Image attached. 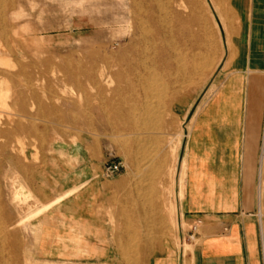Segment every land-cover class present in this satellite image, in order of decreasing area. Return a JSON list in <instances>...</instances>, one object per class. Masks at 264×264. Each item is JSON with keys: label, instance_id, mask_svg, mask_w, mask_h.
I'll list each match as a JSON object with an SVG mask.
<instances>
[{"label": "rangeland", "instance_id": "rangeland-1", "mask_svg": "<svg viewBox=\"0 0 264 264\" xmlns=\"http://www.w3.org/2000/svg\"><path fill=\"white\" fill-rule=\"evenodd\" d=\"M132 2L12 0L6 10L0 55H10L11 64L0 67V82L9 89L14 122L6 125V117H1L0 239L5 242L0 264H125L127 246L130 249L139 241L147 250L144 264L160 258H164L163 263L171 258L173 264H194V248L200 243L196 233L201 229L185 218L184 196L189 200L191 182L199 174L195 171L200 167L192 163L199 149L200 116L216 113L217 90L234 69V57L230 55L225 65L224 58L226 50L232 48L237 21L231 0H220L225 14L233 20L229 41L214 10V0H202L206 22L216 30L218 46L224 51L222 61L203 83L192 87L176 84L174 98L164 108L158 126L163 138L158 145L160 168L147 182L138 183L133 174L141 165L121 148L123 142L130 151L134 145L121 126L108 121V113L100 109L82 72L92 50L114 57L123 54L132 33ZM173 150L177 151L176 161ZM184 159L187 172L181 179ZM90 181L98 183L103 196L98 213L92 208L84 217L101 222L105 249L98 253L90 248L84 260L48 259L40 251V237L46 228L64 221L58 206L72 193L51 208L42 207L70 191H85ZM164 194L175 206L171 231L162 203ZM143 204L149 215L139 224L131 215L134 224L127 231L126 209L141 212ZM153 208L162 213V222L155 220L157 211Z\"/></svg>", "mask_w": 264, "mask_h": 264}, {"label": "crops", "instance_id": "crops-1", "mask_svg": "<svg viewBox=\"0 0 264 264\" xmlns=\"http://www.w3.org/2000/svg\"><path fill=\"white\" fill-rule=\"evenodd\" d=\"M231 4L237 28L230 30L232 48L224 65L231 55L234 69L217 90L216 113L200 116L196 155L192 148L199 174L183 203L185 218L201 229L194 264H264V0ZM183 162L181 179L188 164ZM88 184L85 191L58 197L72 193L58 206L64 221L40 237V251L48 259L84 260L90 248L105 249L101 222L84 217L92 208L98 213L103 190L96 182ZM163 260L150 264H173L171 258Z\"/></svg>", "mask_w": 264, "mask_h": 264}, {"label": "bare ground", "instance_id": "bare-ground-1", "mask_svg": "<svg viewBox=\"0 0 264 264\" xmlns=\"http://www.w3.org/2000/svg\"><path fill=\"white\" fill-rule=\"evenodd\" d=\"M219 1L214 0V10L218 14L219 22L226 29L227 40L230 41L229 27L233 20L225 14ZM11 3L12 0H0V35L1 24ZM132 4V33L123 54L114 57L92 50L90 62L83 67L82 72L89 81L100 109L108 113V121L114 126H121L126 132V139L134 145V149L130 151L128 144L123 142L121 148L129 151L141 165L133 175L138 183H143L160 168L158 145L163 138L159 134L158 126L161 114L165 112L164 108L174 98L176 84L192 87L203 83L222 61L224 51L218 46L216 30L206 22L202 0H133ZM10 64V55H0V67ZM66 68L70 70L71 67ZM73 77L74 82L79 84L78 77L75 74ZM66 80L67 77L64 78V81ZM2 82L0 123L1 117L5 116V124L11 125L14 122V113L8 103L10 93ZM33 107L32 104L31 109ZM176 153V150L171 153L174 154L175 161ZM170 171L174 172V166H170ZM162 196L168 231H171L175 226V206L168 194ZM59 199L42 208L48 209ZM140 208L141 212L135 210L136 212L132 213L126 209L127 231L134 224L131 215L135 216L138 224L149 215L147 205L143 204ZM154 218L160 222L164 220L160 210L155 213ZM4 242V239H0V249ZM184 246L186 247L185 244ZM144 247L145 244L141 241L130 249L127 246L125 264H142L147 251H144Z\"/></svg>", "mask_w": 264, "mask_h": 264}, {"label": "built area", "instance_id": "built-area-1", "mask_svg": "<svg viewBox=\"0 0 264 264\" xmlns=\"http://www.w3.org/2000/svg\"><path fill=\"white\" fill-rule=\"evenodd\" d=\"M110 170H112V169H110ZM110 170H108L107 172H108V173H111V171H110Z\"/></svg>", "mask_w": 264, "mask_h": 264}]
</instances>
